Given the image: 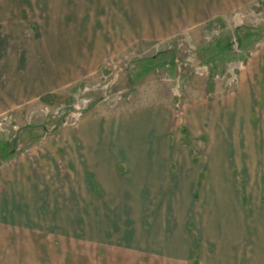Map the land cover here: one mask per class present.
I'll return each mask as SVG.
<instances>
[{
    "label": "rangeland",
    "instance_id": "rangeland-1",
    "mask_svg": "<svg viewBox=\"0 0 264 264\" xmlns=\"http://www.w3.org/2000/svg\"><path fill=\"white\" fill-rule=\"evenodd\" d=\"M216 1L0 0V167L43 147L63 155L76 134L90 155L129 156L114 166L121 189L89 173V191L57 193L62 237L38 221L49 191L3 196L0 264H264L263 85L253 110L208 117L264 47V2L200 24ZM162 173L163 189L125 181Z\"/></svg>",
    "mask_w": 264,
    "mask_h": 264
},
{
    "label": "crops",
    "instance_id": "crops-1",
    "mask_svg": "<svg viewBox=\"0 0 264 264\" xmlns=\"http://www.w3.org/2000/svg\"><path fill=\"white\" fill-rule=\"evenodd\" d=\"M222 1L223 2L220 5H217L216 1L213 5L201 11L200 14H202V16L199 18H202V21L198 22L201 24L203 23V21L205 22L207 21V19L211 20L214 17H217L214 19L222 20L223 17L221 16L223 14H227L230 11L226 10L229 9V7H233L236 9L238 7L252 4L254 2H257L258 4H262L264 2V0ZM201 9L203 8L201 7ZM127 35L129 36V38L128 42L125 45L130 46L133 42H135L132 41V38L135 37L136 34L129 33ZM155 35V38H157L158 32H156ZM142 40L151 41L149 38H143ZM263 52L264 47L259 55L264 59ZM259 56L255 57L256 60L252 59L248 61V63L246 61V63L248 64L246 65V67L250 68L251 70L249 69L247 72L240 73L239 85L236 89V92L230 94V96L224 100V104H219L217 103V101L211 102L213 104V107L212 113L208 114L209 121H213L212 123H215L216 119L218 118V112L224 111L225 113H227L229 111L231 113V111L236 110L237 112L245 111L246 114L247 110H253L251 107H249L250 104H254V101H252L251 98L253 97V95L260 93V90H258V86H261V84L263 85L264 90V69L262 70L264 61H259ZM259 67L261 68V71H258ZM246 74H249V78ZM255 80H257L258 82H256ZM253 87H256V89L252 92H249ZM203 105L204 104H202V110H205ZM198 108L200 110V105H198ZM149 113L151 117H156L155 115L158 116L157 110H152ZM147 115L149 116L148 112L146 111L145 116ZM219 116L222 117V114H220ZM123 121L126 120H124V118H118L114 121L115 123H118V125H114L112 127H116L118 129L119 126L124 123ZM261 121L262 126L264 127V110L262 113ZM125 123H127V121ZM108 133L110 135L112 132ZM57 140L60 141V138ZM62 142L65 144L64 152H66L63 155H61V151L59 152V154L57 153V150L59 148H56L55 151V149L53 148L47 149V147H43L39 150V152H33L31 156L21 155L15 157L14 159L9 160L0 167V199L5 196V198H9L12 201L16 200L18 201L17 203H21L19 201L24 200L23 198L25 196V191H36L34 198H36L37 200H42L43 198L41 197L45 194L46 191L50 192V198L52 199V202L50 204V209H48L49 219L46 221L40 218L38 221L50 223V226L48 227L49 232L52 234L54 233V235L60 237L62 236L57 233L58 230L61 231L62 228L58 225V223H69L71 219L68 220L67 218L57 216V211L59 209H56V207H60L62 205V203L60 202L62 195H57V193L67 190L89 191L90 186L88 184L89 181L86 176L89 175V173L94 177L96 176L98 183L97 189L102 191L121 189L120 185L124 179L120 177L119 172H117L114 166L117 165L118 160H120L122 157H129L128 155H124L125 152L116 150H98L97 152H94L90 155L89 152L83 151L84 136L79 134L73 136L65 135ZM75 145L79 146L81 150H77L75 152L72 151L71 146L73 147ZM59 147L61 146L59 145ZM262 163L264 164V159ZM59 164H63V171L65 173L64 177H62V174H60L61 170ZM66 167H68V169H66ZM90 169L96 170L92 171ZM72 173H74L76 179L75 185H73L72 183ZM125 181L130 185H133V187H129L128 189H147V187L137 188L136 183L149 182L151 188L157 190L163 189V185H168L169 178L168 175H165V173H162L161 177L156 175V177H150L149 179H141L140 176L130 174V177H127ZM53 207H55V209H53ZM36 225H38V230L42 229L40 224ZM71 230L72 229H69V231ZM63 231H68V227H64ZM63 237H67V235H64Z\"/></svg>",
    "mask_w": 264,
    "mask_h": 264
}]
</instances>
